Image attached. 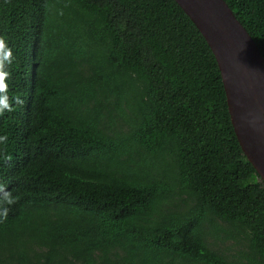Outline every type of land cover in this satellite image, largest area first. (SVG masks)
<instances>
[{"label": "trees", "instance_id": "1", "mask_svg": "<svg viewBox=\"0 0 264 264\" xmlns=\"http://www.w3.org/2000/svg\"><path fill=\"white\" fill-rule=\"evenodd\" d=\"M224 1L264 58V0ZM0 264H264V183L174 0H0Z\"/></svg>", "mask_w": 264, "mask_h": 264}, {"label": "water", "instance_id": "2", "mask_svg": "<svg viewBox=\"0 0 264 264\" xmlns=\"http://www.w3.org/2000/svg\"><path fill=\"white\" fill-rule=\"evenodd\" d=\"M209 46L242 153L264 183V58L224 0H174Z\"/></svg>", "mask_w": 264, "mask_h": 264}, {"label": "rangeland", "instance_id": "3", "mask_svg": "<svg viewBox=\"0 0 264 264\" xmlns=\"http://www.w3.org/2000/svg\"><path fill=\"white\" fill-rule=\"evenodd\" d=\"M221 247H222V248L230 247V248L232 249V251H231V252L228 251V253H232V252L236 249V247L231 246L230 243H227V244H225V245H223V246H221Z\"/></svg>", "mask_w": 264, "mask_h": 264}]
</instances>
